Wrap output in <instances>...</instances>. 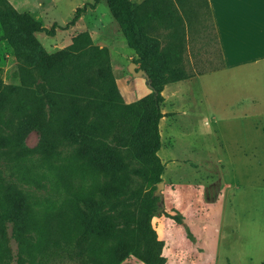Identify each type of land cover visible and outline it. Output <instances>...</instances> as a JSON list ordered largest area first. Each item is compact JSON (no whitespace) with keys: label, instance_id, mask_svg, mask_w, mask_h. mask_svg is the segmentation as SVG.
I'll return each instance as SVG.
<instances>
[{"label":"trees","instance_id":"trees-1","mask_svg":"<svg viewBox=\"0 0 264 264\" xmlns=\"http://www.w3.org/2000/svg\"><path fill=\"white\" fill-rule=\"evenodd\" d=\"M101 1L136 55L131 62L148 76L150 93L130 104L122 101L107 48L96 46L87 32L52 54L34 37L54 36L56 29L73 26L87 7L93 9ZM202 5L207 7V1ZM194 11L193 0H92L77 8L65 26L46 29L30 14L0 0V45L11 50L17 80L7 85L0 77V160L12 153L26 155L23 142L35 131L39 142L33 153L46 155L60 145L77 146L82 164L105 178L94 197L83 199L78 251L73 252L69 243L62 247L53 234L43 252L64 249L78 264H99L81 259L86 244L109 239L115 242L117 264L128 254L142 264H165L164 243L153 219L164 215L180 223V218L162 212V199L155 194L164 169L157 156L161 92L167 83L193 76L183 72L181 57L186 22ZM159 28L166 31L163 47L154 36ZM128 176L140 178L135 190L126 187ZM22 211V204L4 187L0 166V221L15 224Z\"/></svg>","mask_w":264,"mask_h":264},{"label":"rangeland","instance_id":"rangeland-1","mask_svg":"<svg viewBox=\"0 0 264 264\" xmlns=\"http://www.w3.org/2000/svg\"><path fill=\"white\" fill-rule=\"evenodd\" d=\"M131 1L137 3L141 0ZM193 2V15L196 12L197 22L200 24L196 25L198 28H194L186 22L189 40L185 42L181 67L188 75L220 66L207 7L204 8L202 0ZM57 9L58 15L57 12L50 11V19L64 23L73 18L77 8L73 13L69 6ZM94 15L99 16L103 24H116L105 2L99 3ZM87 19L91 17L88 16ZM45 24L50 25L49 22ZM194 32L197 33L196 37L193 36ZM165 34L166 31L160 28L154 34L161 47L166 43ZM34 37L48 54L63 49L69 41L65 31L61 29L57 30L55 36L35 34ZM112 39L120 55L119 62L127 70L132 63L128 57L133 56V53L126 46L121 33L113 35ZM10 52L8 46L3 43L0 45V77L7 85L17 82L14 77L16 63ZM136 67L139 69V65L136 64ZM263 78L264 76L259 78L257 82L260 83L254 90H249L258 97L259 107L264 105ZM138 94L141 95V92ZM219 96L220 93L210 92L209 101L217 106V102H221ZM240 97L248 102V90L244 94L242 91ZM214 112L219 116L223 109H216ZM204 119L201 117L198 122H203ZM263 137V132L251 133V141H246L244 147L247 155H241L242 151L239 156L237 153L236 157L234 155V160L241 158L245 164L232 168L235 170L234 174L218 176L220 182L216 199L211 200L207 185L200 186V190L189 189L184 198L177 199L181 210L185 212L184 215L176 216L181 217L180 223L164 215L155 218V221L153 219L157 235L166 245L168 262L169 259H176V264H261L264 257ZM38 142L39 135L33 131L23 142V147L28 150L26 155L17 157L16 153H12L7 159L0 160L4 187L23 206L22 215L15 224L0 221V264H18L19 258L22 259V264H78L69 259L64 249L43 252L46 239L54 234L62 247L70 244L73 252L78 251L83 237L82 227L79 225L84 210L83 199L94 197L105 178L82 164L79 160V147L60 145L53 152L41 155L32 152ZM233 180L236 181L235 187L232 186ZM140 183V178L135 176H128L125 180L129 190H135ZM159 193L162 210L172 215V201L168 190H160ZM223 217H227L224 222L229 220V223H223ZM232 229L239 231V234L233 233ZM219 233L223 234L224 239L216 253ZM81 259L99 264H117L114 240H91L86 244ZM120 264L142 263L134 255L128 254Z\"/></svg>","mask_w":264,"mask_h":264},{"label":"crops","instance_id":"crops-1","mask_svg":"<svg viewBox=\"0 0 264 264\" xmlns=\"http://www.w3.org/2000/svg\"><path fill=\"white\" fill-rule=\"evenodd\" d=\"M7 1L17 12L30 14L46 29L53 24L65 26L68 23L50 19V13L57 12L58 15L57 8L69 6L73 13L75 8L92 3L90 0ZM206 1L220 66L167 83L161 92L160 112L163 116L158 123L160 148L157 156L164 166L161 191L167 189L169 192L172 216L185 214L177 199L184 198L189 189L200 190V186L207 185L211 200L216 199L220 182L218 176L234 174L232 168L245 164L241 158L234 160V155L236 157L237 153L239 156L240 151L243 152L241 155H247L244 147L246 141H251V133L259 131L264 134V105L259 107L258 97L249 91L251 88L254 90L260 83L257 82L259 78L264 76V0ZM98 7L99 3L93 9L87 7L73 26L63 30L69 38L66 46L73 37L87 32L96 46L107 48L122 101L125 104L136 102L150 92L149 86L143 77L132 76L119 62L120 55L112 37L121 33L120 28L113 17L116 24H103L100 17L94 15ZM190 15L187 21L191 27L198 28L196 25L200 23L197 22L196 12ZM88 16L91 19H87ZM45 22L50 25L46 26ZM193 36L196 37L197 33L194 32ZM185 39L189 40L188 32ZM129 50L133 56L128 59L136 58L135 53ZM245 89L248 90V102L240 97ZM210 92L221 94V102H217V106L209 101ZM220 108L223 113L217 116L214 110ZM201 117L205 119L198 122ZM259 117L260 120L257 119ZM232 186H236V181ZM224 219L227 217H223V223H229ZM232 232L239 234L235 229ZM218 235L216 253L224 239L222 233ZM165 250L164 243L162 256L165 264H176V259H169L168 262Z\"/></svg>","mask_w":264,"mask_h":264},{"label":"water","instance_id":"water-1","mask_svg":"<svg viewBox=\"0 0 264 264\" xmlns=\"http://www.w3.org/2000/svg\"><path fill=\"white\" fill-rule=\"evenodd\" d=\"M127 70H128V72H129L132 76H134V77H143V78H145L146 81H147V84H148V86H149V81H148V76H147V74H146L143 70L138 69V68L136 67V64H135V63L132 62V63L129 65V67L127 68ZM162 188H163V184H162V182H161V183L158 184V186H157V189H158V190H157L156 193H155V194L159 195L160 198H161V194L159 193V191H160Z\"/></svg>","mask_w":264,"mask_h":264}]
</instances>
